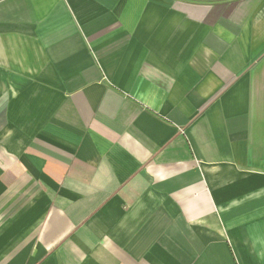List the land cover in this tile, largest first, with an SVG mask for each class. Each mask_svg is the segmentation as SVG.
<instances>
[{
    "label": "crops",
    "instance_id": "crops-1",
    "mask_svg": "<svg viewBox=\"0 0 264 264\" xmlns=\"http://www.w3.org/2000/svg\"><path fill=\"white\" fill-rule=\"evenodd\" d=\"M0 264H264V0H0Z\"/></svg>",
    "mask_w": 264,
    "mask_h": 264
}]
</instances>
